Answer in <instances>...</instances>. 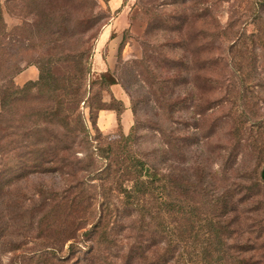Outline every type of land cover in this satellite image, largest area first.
<instances>
[{"label": "trees", "instance_id": "1", "mask_svg": "<svg viewBox=\"0 0 264 264\" xmlns=\"http://www.w3.org/2000/svg\"><path fill=\"white\" fill-rule=\"evenodd\" d=\"M18 1L26 18L11 29L0 2V207L9 206L11 187L30 176L61 174L65 183L36 189L32 241L43 246L31 257L22 251V260L9 264H264V254L255 259L232 240L234 202L225 195L214 202L201 186L186 185L139 154L133 132L122 130L125 104L111 91L114 84L124 86L122 80L108 70L89 82V50L74 36L92 26L90 10L98 0ZM239 1L225 24L216 0H183L188 12L177 9L166 17L172 36L169 56L160 59L168 67L162 81L200 88L202 112L212 106V91L226 82L240 91L264 70V0ZM24 62L37 64L40 76L20 87L15 77ZM144 63L154 73L155 66ZM42 85L49 88L39 90ZM95 85L100 91L91 96ZM247 95H232L233 136L263 163L264 137L257 135L259 141L255 129H264V119ZM83 102H89L88 119ZM106 109L118 114V138L105 137L98 127L99 112ZM259 177L264 183V164Z\"/></svg>", "mask_w": 264, "mask_h": 264}, {"label": "rangeland", "instance_id": "2", "mask_svg": "<svg viewBox=\"0 0 264 264\" xmlns=\"http://www.w3.org/2000/svg\"><path fill=\"white\" fill-rule=\"evenodd\" d=\"M110 1L98 0V6L90 10L92 26L89 29L84 26V32L80 29L74 36L80 44L84 42L89 50V82L102 74L94 71L96 52L99 51L104 57L109 55L114 62L113 69L109 71L122 80L131 108L135 109L132 129L125 134L133 132L136 150L151 164L168 169L174 177H183L186 185L195 183L201 186L199 190L207 192L214 202L224 195L234 202L231 213L235 220L232 240L250 250L247 254L257 259L259 254H264V183L259 177L264 162H256L246 147H239L235 143V107L232 103L235 97L232 99V95L240 91L243 95L248 94L247 102L256 104L253 110L264 119V70H257L254 80L240 91L228 87L227 82L223 90L217 88L212 91V106L202 112L204 101L200 88L190 81L174 88L172 84L167 86L168 83L162 81L168 67L160 64V59L171 52L167 42L172 33L166 27V17L177 9L188 12L183 0H122L117 9L110 7ZM0 2L9 29L26 18L18 0ZM235 2L240 4L239 0H216L214 8L223 24L228 21ZM27 18L32 20L33 17ZM144 59H148L152 67L155 66L157 78H154L152 69L145 71ZM158 64L160 66L156 67ZM39 76L37 64L24 62L15 82L23 87L29 81H37ZM187 76L193 78L190 74ZM236 76L239 79V74ZM48 88L42 85L39 90ZM98 91L100 87L95 85L91 96ZM103 97L108 102L111 99L108 92H104ZM242 103L243 100L236 101V104ZM88 104L82 103L87 119L90 117ZM249 116L251 121L254 120V114ZM255 130L256 138L262 142L264 129ZM121 133L120 126L112 132L102 131L107 138H118ZM167 140L171 142L170 147L165 143ZM64 183L65 178L61 174H36L11 187L7 197L9 206L5 209L0 207V264H9L10 260L21 261L22 251L31 257L33 251L42 248L39 241H32L36 236V232L31 231L33 206L38 200L36 189L41 186L61 187ZM248 190L251 197L246 195ZM22 205L25 208L20 207ZM25 230L28 234L27 239L23 240ZM67 247L68 244L65 253H68Z\"/></svg>", "mask_w": 264, "mask_h": 264}, {"label": "crops", "instance_id": "3", "mask_svg": "<svg viewBox=\"0 0 264 264\" xmlns=\"http://www.w3.org/2000/svg\"><path fill=\"white\" fill-rule=\"evenodd\" d=\"M4 1V0H1ZM122 3V0H111L110 7L115 9L119 8ZM107 34L105 35V37ZM111 38V37H110ZM112 41V38L110 39ZM137 57V56H136ZM114 62L111 60L109 55L107 57L99 54V51L96 52L94 59V71L98 73H103L108 70L113 69ZM112 94L119 100L123 101L125 104V109L121 114V126L124 133H128L134 123V114L131 108L130 100L126 94L125 89L121 84H114L111 86ZM98 127L104 132H112L115 127L119 126L118 114L114 110H101L98 115Z\"/></svg>", "mask_w": 264, "mask_h": 264}]
</instances>
